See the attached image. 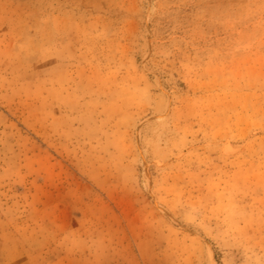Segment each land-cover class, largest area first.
<instances>
[{"label": "rangeland", "instance_id": "1", "mask_svg": "<svg viewBox=\"0 0 264 264\" xmlns=\"http://www.w3.org/2000/svg\"><path fill=\"white\" fill-rule=\"evenodd\" d=\"M0 264H264V0H0Z\"/></svg>", "mask_w": 264, "mask_h": 264}]
</instances>
